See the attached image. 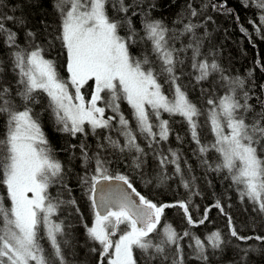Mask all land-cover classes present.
I'll use <instances>...</instances> for the list:
<instances>
[{"label":"snow or ice","instance_id":"6c2138e0","mask_svg":"<svg viewBox=\"0 0 264 264\" xmlns=\"http://www.w3.org/2000/svg\"><path fill=\"white\" fill-rule=\"evenodd\" d=\"M19 2L24 7L38 6L29 5L26 0ZM254 2L261 10L260 20L264 22V0ZM51 6L58 16V27L47 34L60 42L66 56V80L58 72L56 61L47 58L45 48L35 42L38 35L35 31L27 30V41L21 47L18 32L6 27V22L27 27L26 20H16L0 11V34L4 36L2 42L10 49L9 59L16 85L13 88L3 78L4 68L0 67V117H4V131L0 138V185L6 189V197L0 196V264H67L58 240V235L64 233L63 223L52 217L61 204L76 206V200L65 202L49 194L53 184L58 183L67 189L64 184L65 165L56 158L30 107V104L38 102V94H46L59 126L57 130L72 137L77 134L87 136V128L93 134L98 129H110L112 121L118 118V131L125 138L124 144L121 146L110 136L105 139L109 146L121 153L134 151L136 167L141 166L146 153L137 143V135L129 120L119 111L121 100L132 109L137 130L149 140V147L153 143L167 141L169 121L161 118L163 113H167L179 115L186 121L200 153L209 151L207 146L201 145L197 132L196 118L203 113L188 98L178 83L180 77L177 75L178 66L183 64L180 53L188 48L192 49L191 67L199 73L196 76L198 81L207 79L211 72L219 69L215 61L209 63L198 59V41L179 49L175 47V41L185 33H194L197 25L186 23L179 32L170 29L163 19L152 17V10L156 8L153 0H112V3L109 0H53ZM3 7V0H0V8ZM109 8L114 10L113 15L109 14ZM187 10L191 16L197 15L191 4L187 5ZM134 17L140 18L139 29ZM179 22L183 23V20ZM40 23L47 30L49 25L44 20ZM133 46L141 47L140 56L133 54ZM89 81L94 83V88L86 100L81 89ZM222 81L226 85L225 94L215 100H207L211 107L206 113L215 133L211 148L219 154L221 161L216 170L226 169L237 186L240 199L247 198L255 206L254 210L264 213V100L260 101V111L256 112L248 102L247 92L243 93V103L236 98V89L243 88L240 78L222 77ZM164 84H168L170 95L165 92ZM107 109L116 115L106 118ZM76 147L68 145L69 149ZM104 147L103 144L98 145L100 149ZM79 150L85 168L94 162L91 173L85 171L80 182L88 186L93 219L91 224L84 223V228L88 239L100 246L99 250L92 249L93 252L98 251L99 264H105V261L106 264H137L134 249L144 254L146 264L157 256L167 261L166 245L175 246L171 264H184L180 241L191 233L185 231L181 235L168 223L159 227L165 210L181 209L189 225L203 224L208 218V210L205 209L203 219L196 221L189 210L190 201L154 203L141 195L126 175H110L106 166L108 161L99 150L90 156L88 146L83 142ZM169 152L173 157L171 160L158 154L161 167L172 163L176 174H181L178 154L171 149ZM102 181L122 182L138 200L119 185L102 184ZM182 183L189 188L188 181ZM5 199L10 201V206L5 205ZM214 207L223 212L220 201ZM75 210L79 212V207ZM228 219L232 237L241 241H264V236H240L231 227V217ZM41 229L50 243V254H46L40 243ZM117 234L118 239H113ZM153 234L161 237L159 242H153ZM193 239L198 259L205 262L209 259L206 248L220 249L224 243L219 231L210 233L206 237L207 243L199 237ZM149 250H154V254ZM247 254L248 250H245L244 257Z\"/></svg>","mask_w":264,"mask_h":264},{"label":"trees","instance_id":"16d2710c","mask_svg":"<svg viewBox=\"0 0 264 264\" xmlns=\"http://www.w3.org/2000/svg\"><path fill=\"white\" fill-rule=\"evenodd\" d=\"M29 5L38 6H21L19 0H3L5 7L0 8L7 15H12L16 20H26L27 27L13 22H6V27L18 32V42L23 47L27 41L26 32L30 28L37 35L36 43L45 48L47 58L56 61L57 70L66 80V56L61 49L60 42L54 40L47 33L54 32L58 27V16L52 8L53 0H26ZM156 8L152 10V17L163 19L164 23L173 30L182 31L183 25L192 23L197 25L194 33H185L175 41L176 48H182L189 43L199 42L200 56L198 59L207 60L209 63L215 61L219 65L217 71L211 72L207 79L197 80L199 73L191 67L192 49L188 48L180 53V60L183 64L178 66L177 75L180 77L178 83L187 93L188 98L196 104L205 115L211 107L207 104L209 99H217L223 96L226 91V85L222 77L231 79L240 78L248 80L256 87V91L251 93L248 102L254 104L260 111V101L264 100V22L260 20L261 10L255 5L254 0H153ZM112 3V0L109 2ZM191 4L197 11L196 16H191L187 10V5ZM217 5L213 8L212 5ZM247 4L248 6H245ZM227 9H232L231 12ZM109 14L113 15L114 10L109 8ZM139 17H134L136 27L140 28ZM182 19L183 23L179 22ZM44 20L49 25L45 30L40 21ZM257 28L260 31H257ZM245 29L246 31H242ZM3 34H0V67L4 68V76L13 88L15 85V73L12 71V64L9 59L10 49L2 41ZM51 45V46H49ZM132 52L136 56L142 54L140 46H133ZM259 60V61H258ZM60 74V75H61ZM91 84L89 81L87 86ZM163 83V81H161ZM168 84H164V90L168 93ZM243 88L236 89V98L244 101ZM250 93V91H249ZM170 95V93H168ZM44 98L46 94L40 93ZM19 103V98H17ZM119 111L129 120L130 127L137 135V143L144 149L146 155L142 157L143 163L136 167L133 162L135 152L121 153L118 149H113L108 145L105 137L110 136L113 140H118L122 146L125 138L120 135L118 118L112 121L110 129H98L93 134L90 128H87L88 135L79 136L81 141L75 137H67L61 134L57 128L56 121H51L43 108H39L41 117H38L41 127L48 138L55 155L64 165V184L67 189L60 184H53L49 188V194L54 199L67 202L70 199L76 200V206L63 203L60 205L54 218L63 223L64 233L58 235L64 251L67 264H99L100 257L92 249L99 250V245L93 241L89 245L88 237L85 232L84 223L91 224L93 219V210L91 201L87 192V185H82L80 177L85 171L91 173L93 162L89 163L87 168L79 150L80 143H86L88 154L91 156L92 147L103 144L104 148L99 149L101 156L108 161L106 165L110 175H124V168L128 167L137 181L128 178L136 189L146 198L154 203H175L180 200L190 201V213L194 220L199 221L204 218L205 209H207V219L203 224L189 225L179 208H168L161 220L163 227L165 223L171 224L178 233L188 231L190 236L184 237L180 244L183 248L184 264H195L198 260V253L195 249L193 237H199L205 240L206 237L214 232L219 231L223 241H230L237 245V248H228L227 251H218L219 249L206 248V254L209 259L206 264H264V253L259 257L255 253L252 245H264V241L250 239L241 241L230 234L229 217H231V227H234L240 236H264V213L254 210L253 203L247 198L240 199L237 186L232 182L226 169L216 170V165L220 163L219 154L211 148L215 141V133L211 127L206 126L203 130L200 127L197 130L201 145L207 146L209 151L199 152V145L192 139L190 129L180 127L178 120L186 121L179 115L170 116L167 113L162 114V119L169 121L170 134L167 141H160L158 144L153 143L149 147V140L140 135L136 127V120L133 116L132 109L126 101L121 100ZM103 105V103H101ZM116 115L112 110L107 109L105 117ZM3 120L0 117V138L3 136ZM155 123V117H153ZM187 124V123H186ZM188 125V124H187ZM226 129V128H225ZM99 133V134H98ZM102 135L101 143L95 144L90 136L95 135L98 140ZM69 135V134H68ZM89 137V139H88ZM79 142V143H78ZM68 145H76V149H69ZM169 149L178 154V163L180 164L181 174H176L175 165L166 163L161 167L158 154L168 156L171 160ZM182 181L189 182V188L183 186ZM147 188L149 190L147 191ZM0 196L6 197V189L0 185ZM220 201L223 212L214 207L215 203ZM5 205L10 206V201L5 199ZM79 207V212L75 210ZM176 211V212H175ZM175 212L176 219L166 221L168 213ZM40 243L45 249L46 254L51 253V246L47 237L41 229ZM119 234L113 237L118 239ZM160 236L153 234V242H159ZM207 243V242H206ZM191 245V246H190ZM223 246V245H222ZM221 246V248H222ZM175 246H165V255L167 261L157 256L150 264H171ZM248 250L247 257H244V251ZM154 254V250H149ZM134 256L137 264H146L144 254L134 249ZM244 257V259H242ZM260 262V263H258ZM106 264V261H105Z\"/></svg>","mask_w":264,"mask_h":264},{"label":"bare ground","instance_id":"6f19581e","mask_svg":"<svg viewBox=\"0 0 264 264\" xmlns=\"http://www.w3.org/2000/svg\"><path fill=\"white\" fill-rule=\"evenodd\" d=\"M111 0H109V2H110ZM259 61V60H258ZM67 78V77H66ZM91 85H92V83L90 84L89 83V85L87 86V85H85L83 88H82V91H83V93H85V95L88 93V91H89V89H90V87H91ZM243 89L245 90V92H247L248 93V95L249 96H251L250 94L251 93H253L254 94V92L256 91V87L253 85V83L252 82H250V81H248V80H243ZM70 91H73V89H71L70 88ZM249 91H250V93H249ZM36 100L38 101L37 103H33V104H30V107L32 108V110H33V114H34V116L36 117V118H38V117H41V115H40V112L38 111L39 110V108H43V111H42V113L45 111L46 112V114H47V116H49L50 117V120L53 122V121H56V118H55V116L53 115V113H52V110L49 108V101L46 99V98H44V97H42L40 94H38L37 96H36ZM239 100L241 101V98H239ZM244 102V101H243ZM243 102H241V103H243ZM253 106H254V108H255V111L256 112H259V109L254 105V104H252ZM108 117V116H107ZM39 119V118H38ZM197 119V123H198V128H197V130H199L200 129V127H202L201 128V130H203L206 126H209L210 127V122H208L207 121V119H206V114L205 115H201V116H199V117H197L196 118ZM40 120V119H39ZM4 121V120H3ZM178 122V124H179V126L180 127H182V128H184V129H188L189 128V126L184 122V121H181V120H178L177 121ZM3 131H4V123H3ZM61 134H64L65 136H67V137H71L70 135H68L67 133H64V132H61V131H59ZM99 134V133H98ZM79 136H83L82 134H80ZM99 136V139L97 140L96 138H95V135H93V136H90L91 138H92V140L93 141H95V142H98V143H95V144H99V143H101V137H102V135L100 134V135H98ZM75 139L77 140V141H81V139L82 138H79L78 136H76L75 137ZM88 139H89V137H88ZM82 140H84V139H82ZM78 142V143H79ZM97 147H98V145H97ZM97 147H92L93 148V152H97L99 149L97 148ZM88 151H89V149H88ZM55 154V153H54ZM56 156V155H55ZM56 158H58L57 156H56ZM81 161H83V160H81ZM94 163V162H93ZM93 166H94V164H93ZM124 168V175H126L128 178H130L131 180H135V181H137L136 180V178L137 177H135L134 176V174H133V172H131L130 171V169L128 168V167H123ZM130 181V180H129ZM131 182V181H130ZM131 184H132V186L136 189V187L134 186V184L131 182ZM137 190V189H136ZM149 190V188H147V191ZM138 191V190H137ZM139 192V191H138ZM140 193V192H139ZM141 194V193H140ZM142 195V194H141ZM253 207L255 208V206L253 205ZM176 212V211H175ZM175 212H171V213H168L167 214V217H166V221L168 222V221H170V220H174V219H176V217H175ZM183 233H181V235H182ZM88 243H89V245L90 244H92V242L90 241V240H88ZM223 246H222V248H220L218 251H227L228 250V248H232V246L233 247H235V248H237V245L236 244H234V243H231L230 241H228V240H226V241H224V243L222 244ZM251 247H253V250H254V252L255 253H259V257H261V255L264 253V245H261V244H258V245H252ZM196 263L195 264H206V263H202V261H201V259H198L197 260V258H196ZM258 263H260V262H258Z\"/></svg>","mask_w":264,"mask_h":264},{"label":"water","instance_id":"95a60500","mask_svg":"<svg viewBox=\"0 0 264 264\" xmlns=\"http://www.w3.org/2000/svg\"><path fill=\"white\" fill-rule=\"evenodd\" d=\"M102 184H113V185H119L124 191L129 193L133 199L138 200V197L135 196L134 193L131 192V189H128L126 185H123L122 182L119 181H107V182H101Z\"/></svg>","mask_w":264,"mask_h":264},{"label":"rangeland","instance_id":"374dc122","mask_svg":"<svg viewBox=\"0 0 264 264\" xmlns=\"http://www.w3.org/2000/svg\"><path fill=\"white\" fill-rule=\"evenodd\" d=\"M66 72H67V70H65ZM61 74V73H60ZM61 76H62V74H61ZM67 77H68V73H67ZM67 79V78H66ZM93 88H94V83L92 82V85H91V87H90V89H89V91H88V93L85 95V93H83V91H82V89H81V91H82V93L85 95V99L87 100V99H89L90 98V94H91V92L93 91ZM72 92H74V89H73V91ZM101 106H103V105H101ZM228 131V129L226 128L225 129V132H227Z\"/></svg>","mask_w":264,"mask_h":264}]
</instances>
